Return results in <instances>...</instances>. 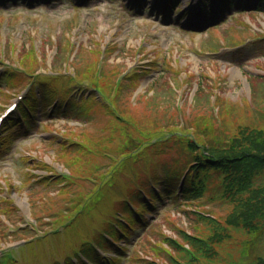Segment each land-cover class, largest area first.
Here are the masks:
<instances>
[{
    "label": "rangeland",
    "instance_id": "374dc122",
    "mask_svg": "<svg viewBox=\"0 0 264 264\" xmlns=\"http://www.w3.org/2000/svg\"><path fill=\"white\" fill-rule=\"evenodd\" d=\"M192 1L195 3L197 0H179L180 11L174 9L170 15L172 18L163 20L164 16L158 18V14L155 15L157 13L155 6L156 3H160L159 0H143L145 7L150 6L144 11L142 7L133 6L137 0H40L39 2L0 0V72L5 67L1 62L4 61L6 65L12 64L7 68L9 76L16 77L13 81L5 82V78L0 81V113L10 101L23 94L25 89H28L26 85L30 83L33 84V90L39 89L41 93H47V103H49L47 111L40 116L41 103L38 97L35 99L32 114H29L31 124L21 121V118L15 114L12 116L15 122L10 125V130H0V193L1 197L5 196L12 200L10 205L8 201L0 199V208L7 206L14 208L11 210L14 221L2 223L3 227L4 224L7 227L23 224L24 217L27 220H30L31 216L35 217L33 204L36 202V208L40 209L38 215L43 218L39 220V226L34 225L36 231L40 234L46 231L52 232L56 225L53 223L61 216L60 210L67 202L71 201V204L81 202L86 196L95 193L98 187L89 180H81L79 183L69 181L70 188L63 191L64 198L57 194L62 186L54 183L55 177H49L51 183H45L48 179L46 167L56 166L61 172L66 168L65 157L67 159L80 157L81 163H89V169L98 167V174L99 171H106L108 168L107 159L84 154L83 150H79L78 141L65 139L64 136H69L70 130L77 133L82 131L81 128L72 126V121H77V117L81 123L88 124L92 132H100L106 124L117 137L129 138L133 148H144L138 152L139 156L132 159L122 170L110 171L115 184L112 189L106 191V197H115L116 201L112 204L114 207L119 206L121 196L124 194L135 196L140 184L146 183V179L151 175H156V178L164 184L166 182L164 176L168 170L179 167L188 158L178 135H175L176 139L170 140L169 134L164 140L160 138L161 135H156L172 126L176 129V125L181 121V115L185 123H188L187 116L191 111L193 120H197L200 116H203L202 121L209 120L210 128L205 129L204 124L194 123L190 130L194 136L202 137L205 141L233 136L244 124H250L254 128H264V14L258 12L243 15V13H251V6L245 10L242 8L241 12L224 11L222 20L228 16H235L237 19L227 20L224 24L220 23L221 20L218 26L210 29L209 27L215 24L206 25L207 23L202 22V12L189 11L192 10L190 8ZM207 1L211 6L209 16L221 12L214 7L215 0ZM187 11L190 13L189 16ZM65 18L77 22L79 26L69 28L64 21ZM177 24L183 28L201 29L203 35L182 30ZM194 24L198 25L190 27ZM66 42H71L73 45L67 52ZM31 44L36 46L37 57L42 58V62L35 71H31L30 63L25 61L23 64L26 70L23 71L20 62ZM60 44H62L60 61L58 65H53L52 58L57 52V45ZM105 49L109 50L106 53L105 67H118L120 75L131 68L133 69L131 73L139 71L138 83L135 79L128 78L125 81L127 88H123L117 95V112L120 113V109H124L126 114L130 113L129 117L136 123L133 130L125 133L121 130L122 123L95 103H87L86 106L81 107V101H78L82 95L79 90L80 83L77 79L74 81L70 79L75 73V65L71 64L75 54L78 53L76 66L84 67L90 65L94 58L100 55V51ZM63 61L66 62L65 65ZM171 65H174V68H171ZM92 66L96 67L95 63H92ZM59 68L64 75L53 74L52 70L59 71ZM36 72L39 74L29 76L30 73ZM181 75L185 82L180 87L177 79ZM158 77L160 78L149 87L153 79ZM41 79L43 83L40 82ZM49 79L54 81L49 82ZM172 80L177 82L178 89L175 90ZM250 81L254 90L253 100H250L252 95ZM83 84L91 87L89 80L84 81ZM203 85L205 89L198 94L200 100L195 104L194 92L198 86ZM110 92L116 94L117 91L113 88ZM97 94H99L98 99L106 98L100 93ZM68 95L72 97L66 110L61 103L69 97ZM216 96L233 102L225 103L226 107L223 106L218 118L214 117L212 110ZM53 97L60 98V102L55 106L50 104L53 103ZM214 111L217 113L218 109L215 108ZM80 112L91 113L93 117L77 116ZM144 133H147L148 138L142 136ZM147 139L149 141L144 142ZM5 140L8 141L4 142ZM60 143H65L69 152L61 150ZM108 146H110L109 141L105 147ZM16 152L19 157H13V153ZM30 156L37 158L35 161L37 164L41 163L43 168L36 169L33 163L28 164L23 160V157ZM26 171L37 175L36 179L40 180L37 181L34 177L28 180ZM21 180L24 181V187L13 186L7 189L9 186L7 181L12 185H18ZM151 180L154 181L153 178ZM98 190L105 192V184L102 183ZM79 192H82L83 196H79L78 198L81 199L77 200L74 197ZM178 199L176 203H171L169 208L159 211L160 213L157 214L159 219L157 222L153 221L148 230L139 228L134 232L135 237L131 241L133 243L122 252L125 257L120 260L121 262L119 261L120 264L124 261V264H150L151 261L159 264H178L170 261L167 254L161 250L159 246L161 243L157 244L164 233L175 234V224L180 226L181 230L196 232L198 229L196 233L200 235L209 234L208 225L197 215L190 213V218L186 219L180 212L183 207L182 202L180 203L181 198ZM42 201L49 203V208L41 209L44 206ZM203 203V211H211L217 219L225 218L229 211V206L218 200H204ZM108 204H110L108 200L100 201L91 214H85L79 223L65 226L59 235L49 239V244L60 238L73 241L77 248L74 247L75 250L72 251L73 245H69L72 242H68L65 252L66 254L67 251L77 252L76 249H80L85 238L89 237L91 240L99 235L96 227ZM95 205L96 199H93L87 206L91 209ZM66 208L70 211V208ZM5 213V209L0 211V219L7 216ZM21 217L23 220L19 219ZM166 217L173 222L167 223ZM7 218L10 220L8 216ZM33 220L35 223L36 220ZM66 222L62 220L57 226L63 227ZM1 230L11 232L9 228ZM143 231L145 234L142 240L136 243ZM23 234L24 231H20L12 238L15 239ZM244 238L243 235L236 234L223 243L218 248L222 260L215 264H225L229 256H233L237 261L242 260L238 247L239 241ZM14 239L11 241L5 235H1L0 249L4 250L11 245L21 243ZM4 240L9 242L5 243ZM178 240L181 241V238L178 237ZM36 246L42 249L43 242L32 243L26 249L24 246L10 248L7 257L18 258L19 253L24 250L33 253ZM257 252L264 256V231L260 233L257 249L251 251V258H255L254 254ZM172 253L184 262L181 260L183 257L181 253ZM43 257L39 259L36 256L34 264H51L56 261L46 258V254ZM12 264H26V262L14 261Z\"/></svg>",
    "mask_w": 264,
    "mask_h": 264
},
{
    "label": "trees",
    "instance_id": "16d2710c",
    "mask_svg": "<svg viewBox=\"0 0 264 264\" xmlns=\"http://www.w3.org/2000/svg\"><path fill=\"white\" fill-rule=\"evenodd\" d=\"M257 6L264 10V0H260ZM190 147L195 149L192 143ZM195 165H199L196 168L200 173L189 179L190 188L204 189L208 184V176L222 175V196L233 205L225 221L228 227L254 231L261 221L264 223V178L260 182L256 180L264 171V129L242 127L239 135L229 144L205 148ZM209 168L214 170L210 171ZM186 196L190 197L191 193L187 191ZM217 229L226 230L225 227ZM224 236L220 231H216L209 239L184 234L185 240L203 254L212 250L214 243L223 240ZM176 246L184 249L181 245ZM257 264H264V259H259Z\"/></svg>",
    "mask_w": 264,
    "mask_h": 264
}]
</instances>
